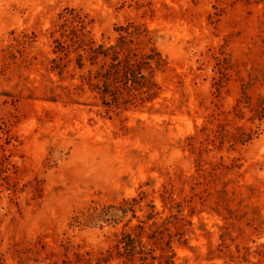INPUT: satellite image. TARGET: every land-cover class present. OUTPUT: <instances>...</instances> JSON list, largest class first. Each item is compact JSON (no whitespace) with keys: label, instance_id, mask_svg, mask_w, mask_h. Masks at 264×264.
I'll return each instance as SVG.
<instances>
[{"label":"rangeland","instance_id":"374dc122","mask_svg":"<svg viewBox=\"0 0 264 264\" xmlns=\"http://www.w3.org/2000/svg\"><path fill=\"white\" fill-rule=\"evenodd\" d=\"M168 234L264 264V0H0V264H165Z\"/></svg>","mask_w":264,"mask_h":264},{"label":"trees","instance_id":"16d2710c","mask_svg":"<svg viewBox=\"0 0 264 264\" xmlns=\"http://www.w3.org/2000/svg\"><path fill=\"white\" fill-rule=\"evenodd\" d=\"M152 59H153L152 56L151 57L150 56H146L144 59H142V60H144V62H141V65H139V63L138 64H131V66H133L134 68H137L136 70L130 69V71L132 73V76L135 77L136 75H139V78L144 79V77L141 74V71H142V67L141 66L142 65L148 66L150 64L149 62ZM126 66H125V68H127ZM127 72L128 71H125V69H124L123 74H124L125 77L127 75ZM154 235H155V233H153L152 236H150L149 238L153 239L155 237ZM160 239H162V238H160ZM136 242H138V238L135 239L129 234H122L120 244H122L123 254H125V256L133 257V255L135 254L134 251H135V249L137 247L135 245ZM171 243H172V236L168 234L167 235V240L164 242L165 248L162 247V244H160V246H159L160 247V251L162 252V254L159 255L158 257H151V259L152 260L160 259L165 264H171V260L174 257V255L172 254V250H171ZM138 245H140V242H138ZM138 254L141 255V254H146V253H143V250H140ZM140 261H141V264H147V263H145V258H143V257L140 259ZM160 263L161 262H159V264Z\"/></svg>","mask_w":264,"mask_h":264}]
</instances>
